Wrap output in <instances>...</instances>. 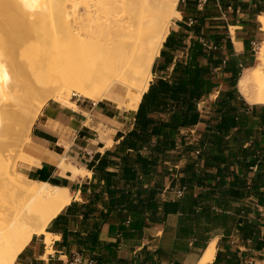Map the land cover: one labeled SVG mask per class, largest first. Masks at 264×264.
I'll return each mask as SVG.
<instances>
[{
    "label": "crops",
    "instance_id": "obj_1",
    "mask_svg": "<svg viewBox=\"0 0 264 264\" xmlns=\"http://www.w3.org/2000/svg\"><path fill=\"white\" fill-rule=\"evenodd\" d=\"M199 1L179 0L150 83L170 78L201 42L209 87L197 123L172 132L162 153L156 140L141 149L144 168L122 145L143 96L111 88L110 99L48 100L20 148L27 176L18 173L66 188L72 200L47 226L50 248L46 234H35L14 264H199L212 243L208 264H264V104L238 89L256 64L253 44L264 41V0ZM222 100L242 114L227 131Z\"/></svg>",
    "mask_w": 264,
    "mask_h": 264
},
{
    "label": "bare ground",
    "instance_id": "obj_2",
    "mask_svg": "<svg viewBox=\"0 0 264 264\" xmlns=\"http://www.w3.org/2000/svg\"><path fill=\"white\" fill-rule=\"evenodd\" d=\"M178 2L0 0V264H14L35 234H46L50 248L47 226L72 200L66 188L14 172L16 165L2 155L9 140L18 127L28 130L46 100L68 105L74 93L110 99L107 93L119 85L143 96L180 16ZM255 62L238 89L248 102L264 104V41ZM62 165L79 171L68 160ZM214 252L212 243L199 264H208Z\"/></svg>",
    "mask_w": 264,
    "mask_h": 264
},
{
    "label": "trees",
    "instance_id": "obj_3",
    "mask_svg": "<svg viewBox=\"0 0 264 264\" xmlns=\"http://www.w3.org/2000/svg\"><path fill=\"white\" fill-rule=\"evenodd\" d=\"M204 51L203 44L198 40L194 41L188 61H178L170 78H158L143 95L136 114V129L125 136L122 145L128 146L139 155L137 159L143 163L144 168L149 166L140 154L141 149L153 147V141L156 140L153 151L156 154L162 153L165 147L163 143L168 141L172 132H179L180 128L197 123V102L209 87L208 80L204 79V70L199 64V57ZM237 78L238 75L234 78V84ZM232 96L233 93L228 94L229 99ZM232 110L236 111L237 107L225 100L220 102V129L227 131L235 126L237 119H241L242 114L232 116Z\"/></svg>",
    "mask_w": 264,
    "mask_h": 264
},
{
    "label": "rangeland",
    "instance_id": "obj_4",
    "mask_svg": "<svg viewBox=\"0 0 264 264\" xmlns=\"http://www.w3.org/2000/svg\"><path fill=\"white\" fill-rule=\"evenodd\" d=\"M259 46H260V42H259V40H257L254 44H253V52L255 53V56L257 55V51H258V49H259ZM155 70V67H154V69H153V71ZM117 90H119V91H121L122 93H123V95L124 96H126L127 95V91H128V88L127 87H125V86H121V85H119V87L117 88ZM74 95H76V96H81V95H78V94H76V93H74V94H72L70 97H72V96H74ZM42 100H44V98H41ZM9 101H10V99H9ZM46 102H47V100H46ZM46 102H45V104H46ZM44 104V105H45ZM34 108H35V106H34ZM37 118V117H36ZM36 120V119H35ZM35 120H31L30 121V123H29V128H28V130L27 131H25L24 132V128H22V127H18V125L19 126H22V125H20L19 123L16 125V129H17V127L18 128H20V129H22V130H20V129H18V132H16V134L14 135V137L13 138H11L10 140H9V143H10V147H9V149L8 150H5L4 152H2V155L6 158V159H8L9 161H11V162H13L16 166V171H14V172H21V170H20V160L21 159H27L26 157H24V155H21L20 156V148H21V145H22V141H24L26 138H27V136H28V133H29V131H30V129H31V127H32V125H33V123H34V121ZM24 132V133H23ZM18 133H20L19 135H18ZM16 136L18 137V138H16ZM16 138V139H15ZM21 138V139H20ZM16 140V141H15ZM21 142V143H20ZM20 143V144H19ZM21 173H23V172H21ZM24 175H26L25 173H23ZM27 176V175H26ZM50 241V243H51V239L49 240ZM51 245V244H50ZM49 246V245H48Z\"/></svg>",
    "mask_w": 264,
    "mask_h": 264
},
{
    "label": "built area",
    "instance_id": "obj_5",
    "mask_svg": "<svg viewBox=\"0 0 264 264\" xmlns=\"http://www.w3.org/2000/svg\"><path fill=\"white\" fill-rule=\"evenodd\" d=\"M206 1H207V0H200V1H199V7L201 8V7L203 6V4L206 3ZM189 22H190V24H191V23H193V20L190 19ZM196 153H197V154L201 153V150L198 149V150L196 151ZM77 261H79V260L77 259ZM90 264H96V263H95L94 261H91Z\"/></svg>",
    "mask_w": 264,
    "mask_h": 264
}]
</instances>
